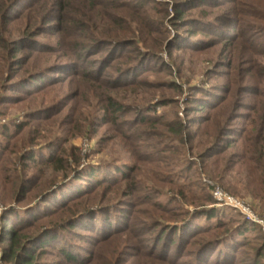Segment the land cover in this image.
I'll list each match as a JSON object with an SVG mask.
<instances>
[{
	"label": "rangeland",
	"instance_id": "374dc122",
	"mask_svg": "<svg viewBox=\"0 0 264 264\" xmlns=\"http://www.w3.org/2000/svg\"><path fill=\"white\" fill-rule=\"evenodd\" d=\"M115 32L133 45L117 50H130L127 60L105 63L112 47L97 41ZM0 37L19 45L9 67L0 58V264H14L5 260L11 233L34 264H72L52 242L39 249L53 233L33 236L47 227L62 228L55 245L83 264H196L199 245L227 229L200 264H264V0H0ZM110 97L125 107L116 121ZM128 168L123 185H94ZM53 186L62 187L30 208ZM215 189L251 216L217 202ZM106 206L110 215L66 224ZM119 208L125 231L96 242ZM188 214L191 228L210 231L153 252L149 226L175 227Z\"/></svg>",
	"mask_w": 264,
	"mask_h": 264
},
{
	"label": "trees",
	"instance_id": "16d2710c",
	"mask_svg": "<svg viewBox=\"0 0 264 264\" xmlns=\"http://www.w3.org/2000/svg\"><path fill=\"white\" fill-rule=\"evenodd\" d=\"M108 1H110V0H108ZM111 2H112V0H111ZM177 12H180L178 10V8H177ZM139 25L141 26L140 23H139ZM75 29H77V32H79V33H82L83 31L86 30L85 27L80 25V24H76V28ZM94 31H95V33H96V35L98 37H105L102 34H101V36H99L100 33H101L99 31V28H96ZM97 36L91 35L92 40L95 41L96 39H98V38H96ZM123 39L124 38H123V36H121V34L115 32L114 37L109 38L107 41H104V40L97 41V43H99V44L104 43V44L110 45L112 47L107 52V54H105V56H103L104 62L106 61L108 63V60H110L114 56H115L116 59H120V60L121 59H126V60L128 59V58H126V56H127V54L129 53L130 50L129 51L127 50L128 51L127 52V51L122 49V51L120 53H117V50L121 49V47L123 48V47H128V46L133 45V40H128V41H130V43H127ZM2 40H3L2 37H0V49L1 48L3 49V52L5 53V55H4V57L1 56L0 58H1V61H3V63L7 67H9V65L12 63V61L15 60V58H13V54L17 50H19V45L11 44L8 41H5V40L2 41ZM95 45H96V43L94 45H92V46H95ZM84 48H86V46ZM83 49H81V51ZM141 50H142L141 48H137V50H135V53L137 52V56L138 57H141V53H139V52H141ZM138 57L133 58V62L130 63V65H127L125 68H119L118 70H116L117 71V74H116L117 78L113 81L114 84H122V81H124L122 79L124 77H126L127 75H123V76H121V75L131 71L133 64L136 62V60H134V59H136ZM105 63L99 65L98 67L100 69H103V68L105 69V67H106ZM13 66H16L18 68V64H16V63L13 64ZM72 73L74 75H77V76L79 75L77 70H73ZM87 75H89V74H87ZM108 102H109V107H107V113L110 110L109 113H112V114L115 115L114 121H116L120 117V116H118V114L122 115V112L124 111L125 107H123L117 101L113 100L111 97L109 98ZM145 120H146L145 118H141V119H139V122L142 123V122H145ZM134 123H135V125L139 124L138 120L136 122H134ZM169 124H171V123H169ZM170 126L171 125H168V127H170ZM0 127L2 129H4V128H6V125L2 124V126L0 125ZM7 128H8V126H7ZM17 128L20 129V126H18ZM263 129H264V125H263ZM124 130L131 131L127 127ZM122 134L125 135L124 133H122ZM125 137H131V136L126 135ZM258 143H259V141L256 142V145H257L256 147H258V151H257L258 152V158L256 159L257 162L261 161V157L264 156V140H261L260 144H258ZM56 159H55V157L52 156V157L48 158L47 160H45L43 162L45 164H47V165H51V164H54ZM30 162L31 163H35V162L43 163L42 161L35 160L33 157L30 158ZM261 163H263V162H261ZM131 171H132V169L128 168V173L122 172L118 176L108 178V180H105V179L98 180L97 179V181H96V183L94 185L95 186H97V185L99 186V185L105 183L104 181H108L107 183L110 184L111 186H119L121 184L123 185L124 183H126L127 178L129 177V173H131ZM75 173H76V175H77V173H78V175L80 174V172H77V171ZM25 183L26 182L23 183V186L25 185ZM91 184H89V186L87 187L88 188L87 190L83 191V193L77 194L75 198L80 199L83 195L89 193ZM261 185H263V184H261ZM61 187L62 186L57 188L56 186H53L51 188L45 189L43 192H41L39 198L35 200V203L33 205H31L30 208H33L34 205H36V204H38L40 202L39 200L45 199L46 197H48L50 195V193H54L55 191H57ZM129 196H130V194H128V193L124 194V197H129ZM263 201H264V199H263ZM77 207H78V205H77ZM59 208L63 212V210L66 211L68 206H66V203H63L61 206H59ZM109 209H113V206L112 207L111 206H106V207L101 208L99 210L84 208L81 211H79L78 213H76L75 216L70 218L68 220V222H66V224H67V226L70 229H72L73 227L79 225V222L89 221L87 223H90V220L88 218L89 216H93L94 221H96L97 215H101V213H104L105 211H106L105 215H110L112 212H107V210H109ZM118 210H119V212H117L116 215H114V216H116V218H114V221H113V223H116V224L111 225L112 228L108 227L109 230H107L105 232L106 233L109 232V231L110 232L107 233L106 235H103L104 236V237L102 236L103 238L96 239V242L99 241L101 243L103 241H108V239L112 238V236L114 237L115 235H117V233H122V232L125 231V229L123 228V227H125L127 225L126 219H124L125 218V214L123 216H121L120 212H122V209L119 208ZM52 211H54V210H52ZM212 212H213V208H212L211 213ZM204 218H205L206 221H210V220L213 219V217L211 215H206V216H204ZM39 219H40V217H37L35 220H39ZM110 219H112V218L110 217ZM191 219L192 218H190V214H188L187 217L183 218V220H181L180 222L176 223V224H179V225H177L175 227L174 226H171V227L167 226L166 228H163V225L161 224L162 223L161 221L160 222H154V224H151L149 226V228L151 227V229H149V232H155V239H154L153 244H152L153 245L152 249L154 247L153 252L156 250L157 246H159V249H161L162 247L170 249L171 246H173L175 243H189L191 240L196 239L197 236H200L201 234H205V233L210 231V229H202V228L201 229H195V228H191V226H195V225L192 224L193 220H191ZM93 222H91V224ZM106 222L107 221H104L103 224H105ZM84 226H90V224H84ZM92 226H93V224H92ZM119 228L122 229V230H120ZM60 229H62V228L60 227ZM60 229L59 228L58 229L51 228V227L44 228L41 231H38L35 234V236H33V240L39 239L40 237L48 238V237H50V233H53V236L49 240H45L44 242H41V244L39 246V249H43V247H45L47 245V243H51L52 242V243H54V244H52V248H55V250H57L65 258V260H67L68 262H70L72 264H83V260L82 259L78 260L77 258H75L73 256L74 254L70 250H66L65 249L63 243L55 245L56 235H58V232L60 231ZM231 232H232L231 230L227 229L225 231V233L222 234V236L219 235V238L215 239L214 241H205V242L203 241L199 245V247L197 248V251H198L197 255H199V257L197 256L196 264H200L199 258L201 257V253H203L204 251H206L208 249H211V248L215 247V245L217 247L220 246V245L222 246L223 243H225V241L228 240V238L231 237V235L233 234ZM182 233H186L187 235L186 236L185 235L182 236ZM9 234L10 233H7V235H9ZM241 236L242 235H240V237ZM174 237H176V238L173 241ZM9 238H10L9 240L5 241L7 243V246H8L7 251H6L5 260H7L9 262L12 261V262H14V264H18V263H21V264H34V262H33L34 258L30 254V252L27 253L26 255H23V253H25L27 251L26 250L27 246H26V244L23 245V243L21 242V239L19 237V234L16 233L15 235H13V233H11ZM31 239L32 238H29V240H28L29 242H27L28 245H29V243H31L30 242ZM20 253H22V254H20ZM220 258H221V256H220ZM87 263H90V261H87L84 264H87ZM253 264H258V263L257 262L256 263L253 262Z\"/></svg>",
	"mask_w": 264,
	"mask_h": 264
},
{
	"label": "built area",
	"instance_id": "2783aa9c",
	"mask_svg": "<svg viewBox=\"0 0 264 264\" xmlns=\"http://www.w3.org/2000/svg\"><path fill=\"white\" fill-rule=\"evenodd\" d=\"M214 196L216 198V201L220 204H224L225 206H228L234 210H237L247 216H251L247 213V208L243 206V204L229 196H226L221 192L219 189H215Z\"/></svg>",
	"mask_w": 264,
	"mask_h": 264
}]
</instances>
